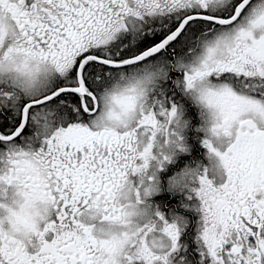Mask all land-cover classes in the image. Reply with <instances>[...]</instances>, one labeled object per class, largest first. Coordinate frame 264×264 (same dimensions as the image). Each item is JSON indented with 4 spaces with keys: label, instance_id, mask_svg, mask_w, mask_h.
<instances>
[{
    "label": "snow or ice",
    "instance_id": "snow-or-ice-1",
    "mask_svg": "<svg viewBox=\"0 0 264 264\" xmlns=\"http://www.w3.org/2000/svg\"><path fill=\"white\" fill-rule=\"evenodd\" d=\"M0 264H264V0H0Z\"/></svg>",
    "mask_w": 264,
    "mask_h": 264
}]
</instances>
